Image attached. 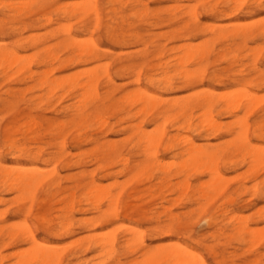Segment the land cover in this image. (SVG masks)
Instances as JSON below:
<instances>
[{
  "label": "rangeland",
  "instance_id": "obj_1",
  "mask_svg": "<svg viewBox=\"0 0 264 264\" xmlns=\"http://www.w3.org/2000/svg\"><path fill=\"white\" fill-rule=\"evenodd\" d=\"M0 1V51L9 50L17 56L11 54V60L16 58L15 64L13 61L9 63L10 60L6 61V64L5 61L0 62V165L6 166L9 171L12 168L11 172L15 174L19 169H37L40 179V185L34 191V202L30 207L26 197L22 198L16 190L3 184L0 177V258L3 259L0 264H18L21 252L23 251V257L27 256V251L30 252L31 243L21 239L22 228L19 229L25 223L31 227L37 243L44 244L51 250L58 245L55 251L60 257L56 256L58 260L53 264H137L138 259L142 261L140 252L157 247L169 250L170 245L172 244L173 248L175 243L186 246L197 254L195 264H264V198L252 191L255 183L251 179V172L247 171L248 167L245 168L247 165L236 163L228 166L220 162L218 167L222 177L227 178V183L224 181L225 190L219 195L216 194L210 204L203 205L204 200H201L199 205L204 207L200 210V206L192 201L197 197L196 193L188 190H194L200 182H206L208 176L196 175L194 171L189 173L190 170L188 176L177 175L181 165L179 161L183 159L181 162H184L186 155L180 154L178 145L172 148L173 151H165L168 138L175 135H178L179 139L184 137L183 135L189 136L195 144L208 147L224 146L232 137L225 134L224 130L207 137L209 139L201 138L196 131H176L177 122L181 119H175V124L170 123L173 120L171 119L162 127L165 136L156 154L147 158L141 145L136 143L137 130L134 129V126L141 123L144 132L155 133L154 128L158 126L156 124L162 120L153 123V119L165 111L168 100L193 99L207 90L216 92V96L226 94V97H229V94L232 96L234 92H242L244 88L245 94L264 96V35L259 32L264 23V0H240L242 4L239 7L236 3L238 8L226 0H95L100 9L98 26L94 24V16L87 13L85 15L84 7L88 0ZM64 9H72L69 10L71 12L76 10V14L64 16L62 12L59 13ZM236 23H240L241 27H235ZM242 24L249 26L242 28ZM94 26L98 28H92ZM234 28L251 30V35L243 39L232 37ZM232 29L233 31H229ZM219 31L224 34L231 33H227L225 38H216L214 35ZM73 43L76 44L73 45L75 48L72 47ZM201 46H204L203 50L209 51L201 65L205 66L207 77L191 86L184 79L176 78L180 76L178 71L182 68L173 67L169 73L172 75L173 91L160 89L157 81L163 74L156 69L159 63L158 53L162 51L160 60L163 62L173 59L174 55H182L185 49L201 50ZM79 48L86 50V54H78L77 52L81 51ZM88 49L94 50L93 52L98 54L97 57L90 55L91 51ZM56 56L61 62L44 64ZM188 63L183 67L189 71L199 67L191 61ZM48 71L52 79L62 80V85L51 94L40 86V80ZM91 72L98 77V97L79 103L82 93L80 86L86 81L85 76L88 73V76L93 75ZM211 74H215L219 81L211 82ZM137 75L138 81L135 79ZM109 78L113 79L112 85L107 81ZM150 80H153V83H150ZM247 80L252 81L244 82ZM140 89L159 95L163 102L150 106L143 115L131 117L140 107L131 105L124 98L141 91ZM261 106L262 104H259L249 114L250 123L259 114ZM79 110H84L83 112L89 115L85 123H81L75 115ZM217 110H220V107H217ZM199 111L195 109L192 112L194 125L199 122ZM214 114H217L215 120L221 124L234 119L223 113H220V116L217 112ZM240 115L241 113H238L237 116ZM57 122L64 124V128L55 129L59 124ZM10 141L16 143L15 147ZM262 141L252 138L253 144L264 146V136ZM109 144L114 145V153ZM10 145L12 147L9 148ZM167 163L173 166H167L166 170ZM142 168L147 171L142 172ZM158 168L164 172L168 171L167 174L162 175ZM235 175L239 176L236 178ZM263 177L264 173L256 182ZM181 178H186L185 181L190 186L184 194L177 193L183 190L172 191L164 187L167 183L170 185L183 182ZM89 183L93 184L94 190L99 191L90 193L98 195V201L96 198H91V202L87 201ZM240 186L244 188H239ZM107 192L112 196L119 193L116 207H113L117 212L116 217H109L111 212L105 214L110 206L102 195ZM227 195L231 196L232 204H222ZM221 207L224 209L219 210ZM106 209L108 210L105 211ZM218 212H221L222 216ZM172 214L176 218L169 222L168 216H173ZM230 215L238 221H233L232 217L229 219ZM208 219L215 224L207 223ZM232 221L235 225L239 224L235 226ZM242 222L249 227L251 233L259 229V232L256 230L259 234L262 230L259 234L261 236L253 233L255 237L252 241L256 243L245 242L247 236L245 241H241L244 235L236 234L232 230V227L236 228ZM169 225L172 226L173 232L163 234ZM129 228L136 230L137 238L140 234L139 237L145 246L134 240L132 244L129 242L132 246L124 247V240L130 238ZM9 233H16L11 241L7 237ZM105 235L106 238L113 235L114 244L111 250L114 254L108 253L110 249L107 246L106 250H99L98 245L96 247L95 243L100 244L101 237H104V241ZM106 252L112 257L103 256ZM35 262L32 261L31 264H38ZM158 264L168 263L158 261Z\"/></svg>",
  "mask_w": 264,
  "mask_h": 264
},
{
  "label": "bare ground",
  "instance_id": "obj_2",
  "mask_svg": "<svg viewBox=\"0 0 264 264\" xmlns=\"http://www.w3.org/2000/svg\"><path fill=\"white\" fill-rule=\"evenodd\" d=\"M84 1V0H83ZM110 1V0H109ZM114 1V0H112ZM227 3H234V7H236L240 4H242V2L244 1H240L237 2L238 0H226ZM263 1V0H262ZM1 2V1H0ZM32 2V1H31ZM252 2V1H251ZM79 3V2H78ZM77 3V4H78ZM237 3V5H236ZM239 3V4H238ZM254 3V2H252ZM257 3V2H256ZM32 4V3H31ZM87 5L84 7L85 8V15L86 13L87 14H91L92 17L94 16L95 19V22L94 24L96 26H98V24H100V9H99V4L97 3V1L95 0H88V2L86 3ZM109 4V3H108ZM112 4V3H111ZM74 5V4H72ZM259 5H261L259 3ZM12 6V5H11ZM67 6V5H66ZM64 6V7H66ZM110 6V5H109ZM60 7V6H58ZM57 7V8H58ZM80 7V6H79ZM78 7V8H79ZM236 7V8H238ZM25 8V7H24ZM77 8V10H78ZM258 8V7H257ZM14 9V8H13ZM59 9V8H58ZM62 9V8H61ZM261 9V8H260ZM69 10H72V9H69ZM69 10H61L59 11L63 13L64 16H71V14H76V10L75 12H71ZM80 10V9H79ZM82 11V12H83ZM194 12V10H193ZM215 12V11H213ZM10 13V12H9ZM16 14V13H15ZM72 15V16H73ZM45 16V15H44ZM62 16V15H61ZM84 16V15H83ZM49 17V16H48ZM45 18V17H44ZM70 19V18H69ZM263 19V18H262ZM47 20L50 21V19L47 18ZM46 20V21H47ZM196 20V18H195ZM261 20V19H260ZM48 21V22H49ZM262 22V21H261ZM35 23V22H34ZM256 20H255V23L256 24ZM260 23V22H258ZM93 24V23H91ZM93 24V25H94ZM236 23L235 25L232 24V26L234 25L235 27H238L240 26L241 24L239 23ZM253 25V24H252ZM92 27L94 29L98 28V27ZM246 26H249L246 24ZM242 24V28L246 27ZM68 27V26H67ZM96 27V28H95ZM111 27V26H110ZM187 27V25H186ZM217 27V26H216ZM221 27V26H219ZM241 27V26H240ZM65 28V27H64ZM214 28V27H213ZM67 29V28H66ZM106 29V28H105ZM109 29V28H108ZM186 29V28H185ZM212 29V28H211ZM235 30L233 31L232 30H229V31H233L232 33L231 32H226V34L228 33H231L232 37H241V39L243 38H246L247 36H250L251 35V30H238V28H234ZM69 30V29H68ZM213 30V29H212ZM216 30V29H215ZM237 30V31H236ZM67 30H65L64 32L66 33ZM211 31V30H210ZM108 32V31H107ZM216 32V31H215ZM259 32L261 34L264 35V23L262 24V26L259 28ZM112 33V32H111ZM214 34V33H213ZM226 34L224 33H221L220 31L214 35L216 36V38H225L226 37ZM108 35V34H107ZM110 35V34H109ZM113 35V34H112ZM135 35V34H134ZM112 38V36L110 37ZM74 42V39H72ZM116 41V40H114ZM206 41V40H205ZM77 42V41H76ZM75 42V43H76ZM81 42V41H80ZM86 42V41H85ZM117 42V41H116ZM73 43L72 44V47H74L73 45L75 44ZM88 43V42H87ZM78 45V42L76 43ZM75 44V46H76ZM90 44V43H89ZM85 45V44H84ZM94 45V44H93ZM204 45V44H203ZM91 46V45H89ZM88 48H91L89 47ZM95 46V45H94ZM94 46L92 48H94ZM70 46V48H72ZM78 47V46H77ZM181 47V46H180ZM187 47V46H186ZM204 46H201L200 48H202ZM261 47V46H260ZM75 48V47H74ZM97 48V46H96ZM185 48V47H183ZM77 49V48H76ZM80 49V48H79ZM84 49L87 50V48L84 47ZM180 49V48H179ZM49 48L47 49V52H48ZM81 50V49H80ZM86 50H81L79 52H77L78 54L80 52H82V54H84V52ZM90 50V49H88ZM186 51L183 50L182 52V55H178L175 57L172 56L173 59H170L168 61H163L161 62L162 60L161 59V55H162V51L158 53V65L156 67V69L158 68V70H160L163 74V77L161 79H159L157 81L158 85L160 86V89L162 90H165V91H171L173 88H174V85H173V80H172V75H170V70H172L171 68L173 67H181L182 69L179 72L178 75L180 76H176V78L178 79H184V81L188 84H191V86H194L196 83V81L198 82H202V80L205 78L206 76V68L205 66H201L203 64V62L206 60L207 58V55L209 54V51H206V50H203V48L201 50H192V49H185ZM57 51V50H56ZM77 51V50H75ZM91 52H89L90 55L94 56L95 58L97 57V53H94L92 50H90ZM180 51V50H179ZM177 53V51L175 52ZM181 53V52H180ZM13 53L10 52L9 50L8 51H0V62L2 61L4 63L5 61V64L9 61V63H11L13 61V63L16 61L15 59L14 60H11L12 59V55ZM86 54V52H85ZM255 54V53H254ZM49 57H50V54L48 53ZM177 55V54H176ZM13 56H16V55H13ZM53 56V55H52ZM83 56V55H82ZM86 56V55H85ZM88 56V54H87ZM11 57V58H10ZM17 57V56H16ZM31 57V56H30ZM93 57V58H94ZM14 58V57H13ZM29 58V57H27ZM32 58V57H31ZM48 58V57H47ZM92 58V59H93ZM253 58V57H252ZM254 58H257V57H254ZM27 60V59H26ZM32 60V59H31ZM30 60V62H31ZM45 60V58H44ZM68 60V59H67ZM73 60V58L71 59ZM82 59H80L81 61ZM7 61V62H6ZM18 61V59H17ZM46 61V60H45ZM54 61H58V62H61L59 59H57V56L56 57H52L49 61L45 62L44 64L45 65H48ZM70 61V60H68ZM75 61V60H74ZM192 62V64L194 63V65H199V67H197L196 69L192 70V71H189L187 70L186 68L183 67V65L185 63H188V62ZM65 62V61H64ZM173 62V63H172ZM12 63V65L14 66V64ZM17 63V62H16ZM29 64V63H28ZM72 64V63H71ZM189 64V63H188ZM10 65V64H8ZM21 65V64H20ZM65 65V64H64ZM186 65V64H185ZM66 66V65H65ZM107 66V65H106ZM193 66V65H192ZM11 67V66H10ZM9 67V68H10ZM22 67V66H21ZM24 69V68H23ZM52 69V68H51ZM89 69V68H88ZM92 71V70H91ZM177 71V70H176ZM85 72V71H84ZM49 73L50 71H48V73H44L45 76L40 80V86L43 87V89H46L48 91L49 94L53 93L58 87H60L62 85V80L61 81H58L59 79H52L50 76H49ZM92 73V72H91ZM209 73V72H208ZM17 74V73H16ZM15 74V75H16ZM89 74V73H88ZM88 74L85 76L87 79L86 81H82L84 82L81 86H80V89L82 90V93H81V98L79 97V103L80 102H85L86 100L88 99H96L98 96H97V83H99L98 81V77L96 75H91L88 76ZM176 74V75H177ZM6 75V74H5ZM13 75V74H12ZM35 75V74H34ZM9 76V75H7ZM88 76V77H87ZM6 77V76H5ZM76 77V76H75ZM180 77V78H179ZM207 77V76H206ZM10 78V77H9ZM136 81H138V75L137 77L135 78ZM207 79V78H206ZM209 79L211 80V82H218V78L216 77L215 74H211ZM244 80V79H243ZM28 81V80H27ZM66 81V80H65ZM109 82V85L113 84V79L112 78H109L107 80ZM251 82L252 80H247V81H244V82ZM73 82V81H72ZM243 82V81H242ZM65 83V82H64ZM74 83V82H73ZM150 83H153V80H150ZM75 84V83H74ZM73 84V85H74ZM185 84V83H183ZM245 84V83H244ZM70 85V84H69ZM72 86V85H71ZM187 86V85H186ZM189 86V85H188ZM189 86V87H191ZM244 89V88H243ZM242 89V92L241 91H236V93L234 92L232 96H230L229 94V97H226L228 95L225 94L224 95H218L216 96V92H212V91H209L207 90V92L203 93L202 95H197L196 97L194 96L193 99H185V100H182V101H176V99L174 100H168V105H167V108L165 109V111L161 112V115L154 118L153 119V123H157L159 120H162L160 121L161 123H158L156 125H158L156 127V129L154 128L155 130V133L156 135H154L153 133H146L144 132L142 129H141V123L134 126V129H136V138H137V145H141L140 147L142 148L143 152L145 153V157L148 158L149 157H154V155L156 154V150L158 148V146L161 144L162 142V139L163 137L165 136V132L163 131V126L164 124H166L167 122H169L171 119H173L170 123H173L174 120L177 121V119H181V121H178L177 122V126L175 128L176 131H191L192 133L194 131H196V133L202 138V137H210V136H213L215 135L216 133L220 132L221 130H224L226 131L225 134L231 136L232 138H230L229 140H227L228 142L224 145V146H215V147H208L206 145L204 146H199L198 144H195L194 141L189 137V136H185L183 135L184 137H182V135H180L182 138H178L177 136L178 135H175V136H172L170 138H168V144L166 145L165 147V151H169L170 149L172 150L173 147H175V145H178V148L181 149L180 151V154H184L186 155L185 156V161L184 162H181V160L183 159H180V163L181 165L179 166V169L177 171V175H181L183 177L185 176H188V171L189 173H192L194 171V173L196 175H202L203 174H206L208 176L206 182H200L199 185H196L197 187L194 188V190H188L189 189V184L187 181H185L186 178L182 179L184 180L183 182L181 183H171L170 185H164V187L166 186L168 189H171L172 191H176V190H183L181 192H177V193H182L184 194L187 190L188 191H193V193H196L197 197L196 198H193L192 201H194L196 204H198V207L201 205L199 202L201 200H204V202L202 203L203 205H206V204H210V202L213 200V197L214 199L216 198V194L219 195V193H222L224 190H225V186L227 183L225 178L222 177V174L219 170V163L222 162L221 164L223 165H235L236 163H243V164H246L247 166L245 168H247L246 170L248 172H251V179L254 181L253 183H255L253 186H252V191L254 193H257L258 195H260L262 198H264V177L262 179H259L260 181L256 182L257 178L262 174L264 173V146H260V145H257V144H253L252 143V138L255 139L256 141H261L263 142V136H264V96H260V97H256L255 94L253 93H249V94H245L243 93V90ZM141 90V89H140ZM238 90V89H237ZM240 90V89H239ZM173 91V90H172ZM206 91V90H204ZM246 91V90H245ZM202 92V91H201ZM238 92V93H237ZM248 92V91H246ZM215 93V94H214ZM219 93V92H218ZM217 93V94H218ZM197 94V93H196ZM240 94V95H239ZM243 94V95H242ZM239 95V96H238ZM74 96V95H73ZM72 96V97H73ZM191 96V95H190ZM186 97V96H185ZM110 99V98H109ZM122 100V99H121ZM125 101L127 102H130L131 105H137L139 106V110L134 114L132 115L131 117H134V116H137V115H143V113H145L147 111V108H149L150 106H154L156 104H160L163 102L162 98H160L159 95H156V94H151V93H148L147 90H144L142 89L141 91H137L136 93L134 94H129L127 95L125 98H124ZM261 105L262 106L260 107L259 109V114L254 117L253 121L250 123L249 122V119H248V116L249 114L254 110L255 107H257L258 105ZM101 105V104H100ZM113 105V104H112ZM109 106V104H108ZM107 106V107H108ZM165 106V105H164ZM163 106V107H164ZM103 107V105H102ZM166 107V106H165ZM217 107H220V110H217L216 111V108ZM162 108V107H161ZM70 109V107H69ZM195 109H198L200 110L199 112L201 113H198L199 115V122L198 124H193L194 122V117H193V110ZM84 110L82 111H77L75 115H77V117L80 119V122L81 123H85L88 119V114L83 112ZM214 112L216 113H219V116H220V113H223V114H226V115H229L230 117H233L234 119L231 121V122H228L226 124H221L220 122H217L215 120V115ZM238 113H241L240 116H237ZM197 115V117H198ZM76 117V116H75ZM195 117V119L197 118ZM29 118V117H28ZM33 122H35L33 120ZM36 123V122H35ZM59 122H57L58 124ZM101 123V122H100ZM24 124V123H23ZM22 124V125H23ZM25 124H27V122H25ZM34 124V123H33ZM31 125L34 127V125ZM56 124V123H55ZM175 124V123H173ZM172 124V125H173ZM40 125V124H38ZM46 125V124H45ZM26 126V125H25ZM30 126V127H31ZM101 126V125H100ZM31 127V129L33 128ZM40 128V126H38ZM52 127V126H51ZM54 127V125H53ZM56 128L55 129H63L64 128V124H58V126L56 125L55 126ZM99 127V126H98ZM160 127V129H159ZM28 128V127H27ZM37 128V127H36ZM17 129V128H16ZM30 129V128H28ZM92 129V128H91ZM90 129V130H91ZM158 130V131H156ZM9 131V130H8ZM152 132V131H151ZM183 132V133H184ZM26 133V132H25ZM32 133V132H31ZM34 133V132H33ZM59 133V132H58ZM191 133V134H192ZM22 134V133H21ZM24 134V133H23ZM180 134V133H179ZM195 134V133H194ZM34 136H37V135H34ZM30 137V136H29ZM33 136H31L32 138ZM27 138V137H26ZM221 138V137H219ZM29 139V138H28ZM35 139V138H33ZM209 139V138H207ZM206 139V140H207ZM217 139V138H216ZM32 140V139H31ZM11 142V141H10ZM13 142H15V140H13ZM11 142V144L13 143ZM31 142V141H30ZM221 142V141H220ZM218 143V142H217ZM223 143H225L223 141ZM10 144V143H9ZM8 144V145H9ZM15 147V144L16 143H13ZM20 144V143H19ZM210 144V143H209ZM208 144V145H209ZM220 144V143H219ZM212 146V144H210ZM11 145L9 146L12 147ZM180 146V147H179ZM39 147V146H38ZM77 147V146H76ZM101 147V146H100ZM109 147L112 151V153H114V145L113 144H109ZM24 148V147H23ZM22 148V149H23ZM15 149V148H14ZM12 149V150H14ZM25 149V148H24ZM23 149V151H24ZM116 149V148H115ZM15 150H18V148H16ZM178 150V149H176ZM173 151V150H172ZM142 152V153H143ZM175 153V152H174ZM179 154V153H177ZM174 157H175V154H173ZM179 156V155H178ZM172 157V156H170ZM232 157V158H230ZM179 158V157H176V159ZM154 161H158V160H154ZM161 161V160H160ZM159 162V161H158ZM157 162V164H158ZM162 162V161H161ZM178 162V163H179ZM163 164L165 163L162 162ZM151 164V163H150ZM153 164V162H152ZM151 164V165H152ZM155 164V162H154ZM177 165V163H175ZM174 164V165H175ZM149 166V164L147 165ZM155 166V165H154ZM172 167L173 164L168 165V163L165 165V169L167 170L168 167ZM222 166V165H221ZM239 166V165H238ZM241 166V164H240ZM239 166V167H240ZM6 166H1L0 165V177L3 179L2 180V183L7 185V187H10V189H14L16 190L18 193H20L24 198V196L26 197L25 200H27L30 204V207L32 205V203L34 202V191L36 190V187L40 185V179H39V171L37 172L34 168H28V169H24V170H17L19 171L18 173H12L11 170L12 168H10V171L7 170L5 168ZM157 167H159V165H157ZM167 167V168H166ZM177 167V166H176ZM237 167V166H236ZM235 167V169H236ZM242 167V166H241ZM8 168V169H9ZM22 168V167H21ZM52 168V167H51ZM148 168V167H147ZM161 168L163 170L164 169V166L161 165ZM178 168V167H177ZM232 168V167H231ZM23 169V168H22ZM50 169V168H49ZM238 169V168H237ZM15 170V169H13ZM43 170V169H42ZM53 170V169H52ZM145 170V169H144ZM143 168H142V172L144 171ZM159 170V168H158ZM157 170V172H158ZM163 170H159L162 171L160 172L162 175L163 173H166L167 172H164ZM165 170V171H166ZM176 170V169H175ZM147 171V170H145ZM192 171V172H191ZM234 171V170H233ZM15 172V171H14ZM41 172V170H40ZM50 174V173H49ZM239 174V173H237ZM51 175V174H50ZM49 175V176H50ZM204 175V176H206ZM52 176V175H51ZM179 176V177H181ZM236 178L237 176L239 175H235ZM45 177V176H44ZM43 177V178H44ZM200 177V176H199ZM48 178V177H47ZM163 178V177H162ZM232 178V177H231ZM235 179V177H233ZM246 178V177H245ZM46 179V178H44ZM209 179V180H208ZM231 180V179H230ZM164 181V180H163ZM169 181V180H167ZM181 181V180H180ZM208 181V182H207ZM225 181V183H224ZM42 182V181H41ZM91 182V181H90ZM116 182V181H115ZM177 182V181H176ZM199 182V181H198ZM128 183V182H127ZM162 183V182H161ZM91 183H89L90 185ZM87 185V187H89L88 190V194H87V201L89 200V202H91V198H96L98 195H94V194H90L91 192L93 191H97L99 192L98 190H94V186L92 185ZM114 185V184H113ZM125 185V184H124ZM162 185V184H161ZM101 186V185H100ZM192 186V184H191ZM5 187V186H4ZM243 186H240L239 188H242ZM125 188V187H124ZM160 188V187H159ZM238 188V189H239ZM244 188V187H243ZM123 189V187H122ZM121 189V190H122ZM237 189V190H238ZM161 190V189H159ZM101 193L102 190H100ZM153 191V190H152ZM106 192V190H105ZM170 192V191H169ZM71 193V192H70ZM121 193V191H120ZM175 194V193H174ZM189 194V193H188ZM215 194V195H213ZM91 196L90 198H88L89 196ZM102 195V194H101ZM229 195V194H228ZM226 196L225 198H227L226 200H224V202L222 204H229L233 202V200L229 197V196ZM190 196V195H189ZM21 197V196H20ZM19 197V198H20ZM181 197V195H180ZM13 198V197H12ZM62 198V197H61ZM102 198H106L107 202H108V205L110 206L109 207V210L106 209L105 211H107L105 214H107L108 212L110 213L111 212V215L109 217H116L117 216V212L116 210H114V208L116 207V204L118 202V199H119V193L116 194L115 196L113 195H109V193H105L102 195ZM163 198V197H162ZM260 198V197H259ZM97 199V198H96ZM187 199V198H186ZM168 200V199H166ZM98 201V199H97ZM169 201V200H168ZM191 201V200H190ZM249 201V200H248ZM166 202V201H164ZM192 202V203H194ZM175 204V203H174ZM191 204V203H190ZM200 204V205H199ZM202 205V206H203ZM71 207V206H70ZM114 207V208H113ZM204 207V206H203ZM203 207L200 206V210H203ZM225 207V206H224ZM224 207L219 210H223ZM7 208V207H6ZM99 208V207H98ZM111 208H112V211H111ZM97 209V208H96ZM205 209V208H204ZM218 209V208H217ZM262 209V208H261ZM5 210V209H4ZM29 212V208L27 209ZM229 210V209H228ZM216 211V210H214ZM218 211V210H217ZM26 212V213H27ZM101 212V211H100ZM225 212V211H224ZM258 213V210L256 211ZM102 213V212H101ZM108 213V214H109ZM126 213V212H125ZM201 213V212H200ZM220 213V215L222 216V213L221 212H218ZM217 213V215H218ZM104 214V213H102ZM149 214V213H148ZM173 215V214H172ZM219 215V216H220ZM236 215V214H234ZM260 215V214H259ZM211 216V215H210ZM215 216V215H214ZM224 216V215H223ZM228 217V216H227ZM226 217V218H227ZM232 217V215H230L228 218L230 219ZM238 217V216H237ZM243 217V216H242ZM168 220L169 222H173L176 218L175 215L173 216H168ZM217 218V217H216ZM227 218V219H228ZM233 218V221H236V217H232ZM235 218V220H234ZM117 219V218H116ZM115 219V220H116ZM220 219V218H219ZM218 219V220H219ZM228 219L227 222H229L230 220ZM238 219V218H237ZM246 219V217L244 218ZM264 219V218H263ZM153 220V219H152ZM232 220V219H231ZM226 221V220H225ZM224 221V222H225ZM232 221V223L234 224V222ZM238 221V220H237ZM236 221V222H237ZM247 221V219H246ZM25 222V221H24ZM221 222V220H220ZM239 222L240 219H239ZM12 223V222H11ZM207 223H209L211 225V223H213L211 221V219H208ZM15 224V223H14ZM22 224V223H21ZM62 224V223H61ZM86 224V222H85ZM209 224H207V226H209ZM215 224V223H213ZM212 224V225H213ZM224 224V223H223ZM230 224V223H229ZM231 224V226L233 225ZM239 224V223H236V225ZM67 225V224H66ZM226 225V224H225ZM235 225V224H234ZM235 225V226H236ZM21 226V225H20ZM63 226V225H62ZM121 226V225H120ZM15 227V226H14ZM211 227V226H210ZM13 228V227H12ZM22 228V231L20 232V234H22V237L21 239L23 238L25 241H28L31 243V248H30V252L27 251L26 252V249H25V252L27 253H24L26 254L27 256L26 257H23L22 256V252H21V255L20 258L23 259H18L16 261L20 262L18 264H26V262H30L29 264L35 261L38 262V264H53L55 262V260H58V258L60 257L59 256V253L55 251V249L58 247V245L56 247H54L53 250L50 249V247H46L44 244H41V243H37L36 240H35V237H34V234H33V231L31 229V227L29 225H27L26 223L23 224L21 227H19V229ZM223 228H225L223 226ZM249 227H247V225L242 222V224L238 225L236 228H233L232 227V230L236 232V234H243L244 236H242L241 238V241H246L247 243H250L252 241V239L255 237V235L253 234L254 232L257 234L256 230L255 229L254 231H252L253 233L250 232V230L248 229ZM257 228V227H255ZM130 229V228H129ZM217 229V228H216ZM228 229V228H227ZM261 229V228H260ZM264 229V228H263ZM214 230V229H213ZM231 230V231H232ZM259 230V229H258ZM257 230V231H258ZM1 231V230H0ZM117 231V230H116ZM116 231H113V232H116ZM228 231V230H227ZM173 232V228L171 225L167 226L166 227V230L163 232V234H167V233H172ZM215 232V231H214ZM219 232V231H218ZM259 232V231H258ZM262 233V230L260 231ZM105 233V232H104ZM136 230H133L132 228L128 231V234L130 235V238L128 239H125L124 240V246L125 248L127 247V245L129 246H132L130 245V243L132 244V242L135 240H137V242H139V244H142V241H141V238L139 237L138 235V238L136 237ZM259 233V234H261ZM212 234V233H211ZM219 234V233H218ZM257 234V235H259ZM222 235V234H220ZM227 235V234H225ZM16 236V233H9L8 234V239L11 241V239H13L14 237ZM93 237H96L95 235H91ZM91 236H90V239H91ZM169 236V235H168ZM211 236V235H210ZM245 236H247L245 238ZM261 236V235H259ZM258 236V237H259ZM89 237V236H88ZM86 237V239L88 238ZM109 238H106V235H105V239L103 241V238L104 237H101L102 239V242L99 244V240H97L98 243H95L96 244V247L97 245L100 247L99 250H101V248H104V250H106L105 246L109 247L108 249L111 250V247H113V244H114V239H113V235L111 236H107ZM256 237V238H258ZM263 237V236H262ZM99 238V237H98ZM89 239V238H88ZM109 239V240H108ZM213 239V238H212ZM220 239V238H219ZM83 241L85 239H82ZM216 240V239H215ZM88 240H86V243H87ZM90 241V240H89ZM27 242V243H28ZM81 242V241H80ZM130 242V243H129ZM254 242V241H252ZM257 242H258V239H257ZM69 243V242H68ZM74 243V242H73ZM239 243V242H238ZM256 243V242H254ZM77 244V243H76ZM93 244V243H92ZM178 243H175L174 247L171 248L173 245L171 244L170 245V249H160V248H154L152 250H144L143 252H140L139 254H141V259L142 261H140V259H138V262L137 264H158V261L162 262L165 261L166 263L168 264H195V261L197 260L198 256L197 254H195L193 251H191L190 249H188L186 246H183V245H176ZM71 245V244H70ZM135 246L137 244H134ZM144 245V244H142ZM50 246V245H48ZM55 246V245H54ZM61 246V245H60ZM94 248L96 249L95 245H93ZM93 246H91V248H93ZM145 246V245H144ZM53 248V246H51ZM142 247V246H141ZM147 247V246H146ZM145 247V248H146ZM87 248V247H86ZM128 248V247H127ZM252 248V247H250ZM65 249V248H63ZM114 249V248H113ZM142 249V248H141ZM148 249V248H147ZM23 250V249H22ZM28 250V249H27ZM98 250V251H99ZM103 250V251H104ZM108 250V253H111L112 250L110 251ZM132 250V249H131ZM143 250V249H142ZM21 251V250H20ZM19 251V252H20ZM54 253H53V252ZM96 251V252H98ZM110 251V252H109ZM114 251V250H113ZM132 252V251H131ZM16 253V252H15ZM99 254H102V252H98ZM98 253H96L95 255L97 257L98 256ZM106 252V254H104L103 256L107 255L108 254ZM113 253V252H112ZM215 253V252H214ZM56 254V255H55ZM114 254V253H113ZM18 256V254H17ZM18 256V257H19ZM22 256V257H21ZM55 256V257H54ZM56 256H58V258H56ZM17 257V258H18ZM96 257V258H97ZM100 257H102L100 255ZM106 257H112L111 255H107ZM216 257V255H215ZM95 258V257H94ZM93 258V259H94ZM29 261H28V260ZM3 260L0 258V261ZM27 260V261H26ZM31 260V261H30ZM53 260V262H52ZM136 260V259H135ZM134 260V261H135ZM162 260V261H161ZM132 261V262H134ZM137 261V260H136ZM223 261V260H222ZM57 262V261H56ZM101 262V261H100ZM203 262V260H202ZM36 263V262H35ZM94 262H91L90 264H93ZM105 263V262H104ZM197 263V262H196ZM200 263V262H199ZM17 264V263H16ZM99 264V263H98ZM101 264V263H100ZM133 264V263H132ZM135 264V263H134Z\"/></svg>",
  "mask_w": 264,
  "mask_h": 264
}]
</instances>
